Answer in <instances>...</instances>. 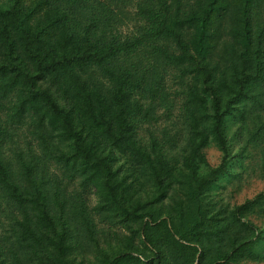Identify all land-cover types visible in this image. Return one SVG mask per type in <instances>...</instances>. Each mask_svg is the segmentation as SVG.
<instances>
[{"label": "trees", "instance_id": "trees-1", "mask_svg": "<svg viewBox=\"0 0 264 264\" xmlns=\"http://www.w3.org/2000/svg\"><path fill=\"white\" fill-rule=\"evenodd\" d=\"M256 169L264 0H0V264H264Z\"/></svg>", "mask_w": 264, "mask_h": 264}, {"label": "rangeland", "instance_id": "rangeland-1", "mask_svg": "<svg viewBox=\"0 0 264 264\" xmlns=\"http://www.w3.org/2000/svg\"><path fill=\"white\" fill-rule=\"evenodd\" d=\"M208 158L211 162H214L216 159V152L213 149L208 151ZM258 169L254 171V175L249 181L247 187L237 196L236 202L241 203L245 199L252 198L255 194L259 193L260 191H264V174L258 175Z\"/></svg>", "mask_w": 264, "mask_h": 264}]
</instances>
